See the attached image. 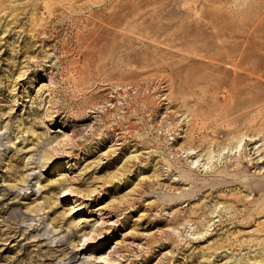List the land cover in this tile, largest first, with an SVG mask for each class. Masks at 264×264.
<instances>
[{
  "label": "rangeland",
  "instance_id": "374dc122",
  "mask_svg": "<svg viewBox=\"0 0 264 264\" xmlns=\"http://www.w3.org/2000/svg\"><path fill=\"white\" fill-rule=\"evenodd\" d=\"M0 264H264V0H0Z\"/></svg>",
  "mask_w": 264,
  "mask_h": 264
},
{
  "label": "bare ground",
  "instance_id": "6f19581e",
  "mask_svg": "<svg viewBox=\"0 0 264 264\" xmlns=\"http://www.w3.org/2000/svg\"><path fill=\"white\" fill-rule=\"evenodd\" d=\"M96 244V243H95Z\"/></svg>",
  "mask_w": 264,
  "mask_h": 264
}]
</instances>
